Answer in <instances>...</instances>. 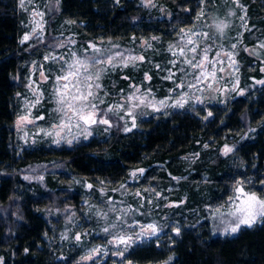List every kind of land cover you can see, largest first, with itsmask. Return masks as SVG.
I'll return each mask as SVG.
<instances>
[{"label": "trees", "instance_id": "1", "mask_svg": "<svg viewBox=\"0 0 264 264\" xmlns=\"http://www.w3.org/2000/svg\"><path fill=\"white\" fill-rule=\"evenodd\" d=\"M223 2L45 0L43 38L21 43L28 9L20 0H0V264H78L89 247L107 242L87 227L93 224L90 212L122 193L130 199L141 196L147 208L151 190L162 192L148 216L161 219L170 213L179 234L165 246L133 243L123 252L124 262L158 264L173 255L172 264H264V219L221 236L220 226L209 218V209L223 204L237 181L247 190L264 186V84L257 83L264 72L261 62L246 53L247 47L264 42V0H238L247 22L236 49L240 83L223 104L198 111H149L135 117V127L107 114L111 127L100 125L94 136L57 147L24 143L16 126L27 73L47 51L56 50L59 26L70 24L77 46L87 51L95 45L140 55L145 62L162 60L161 65L145 63L147 68L137 73L129 70L126 78L116 71L101 83L114 93L133 81L165 97L169 47L183 29L201 22L202 7ZM145 73L150 80L144 81ZM48 106L44 102L41 110L46 118ZM225 146L233 149L228 155L223 154ZM190 156L196 159L188 164ZM139 169L145 170L143 175ZM171 202L177 205H167ZM148 216L140 221L152 220ZM71 220L85 221V229L77 224L63 239Z\"/></svg>", "mask_w": 264, "mask_h": 264}, {"label": "rangeland", "instance_id": "2", "mask_svg": "<svg viewBox=\"0 0 264 264\" xmlns=\"http://www.w3.org/2000/svg\"><path fill=\"white\" fill-rule=\"evenodd\" d=\"M224 2L218 4L217 6L209 9H205L202 7L198 14V19L201 22L195 24V26L183 29L178 36V40L174 42L171 46H175L174 50L179 52V46L182 45V36L184 32H188L191 30L192 33H206L207 36L204 35H197L193 38L195 40L201 41V48L208 47L210 51L207 53L209 59H214L218 52H233L234 59L236 61V65L234 67H229L230 61H228L226 56L221 55L220 60L222 63L217 64V69L224 68V72L217 71V80L215 81H205L204 83H200L198 88L201 90H197L196 88H192L191 85L196 83L193 76H186V72H190L191 69L188 68L182 61L186 58L184 56H173L172 51H170V58L165 59V63L167 65L166 69V76L169 75L170 72L175 73V76L172 80L166 79L170 84L167 89V96H161L157 93V90H153L152 88H143L141 85L134 84L131 81L127 89L120 88L114 93H110L105 86L102 85V81L106 76L111 74H115L116 71L124 75L126 77L128 71L131 70L132 72H138V70L146 69L145 63H153L155 65H161V62L158 61H143V62H135L129 63L127 67H124L123 64L117 62L116 67L112 66H105L100 65L99 67L104 68V72L101 75V78L97 83L100 84V89L96 90L97 95L100 99L104 101V103L99 104V108L104 110L105 112L109 107L114 109L113 112L108 113V115L112 116H119L125 122L132 123L133 117L128 116L126 113L128 110H132L134 104H138V101H128V97L131 96L134 92L137 96H147L148 101H151L156 107H160V111L163 110H175V109H185L189 111L193 110H206L213 104L221 105L223 104L235 91L240 83L239 75V61L237 56L236 49L238 45L242 41V32L244 27L246 26L245 22V10L237 6V3H234L233 0H223ZM23 8L26 10L28 9L27 18L28 25H27V32L26 34H31L32 29L35 27L33 24L34 19H40V17H34V12H41L43 13V19L41 23L43 24L42 30H37L35 35H32L31 39L33 38L42 39L43 34L45 32V15L47 13V7L45 5V0H24ZM49 12V9H48ZM234 13V15H230L229 13ZM243 16L244 20H241L240 17ZM220 23H224L227 25L224 29V33L221 34L217 31L216 26ZM58 30V39L59 44L56 47L55 51H47L44 54L42 60L38 61L37 63H33L31 65L30 70L27 73V94L23 97L21 109L19 115L24 114L28 111L25 108V105L28 104L31 107L32 104L35 103L37 96L40 97V102L35 104V107H31V118L35 121L34 124L25 125L23 130H18L17 132L19 136L22 138L23 142L26 144L34 143V142H44L46 144L52 146H60V144H67L70 145L71 143L79 142L81 140H85V136L87 133L82 132L80 129L73 128L71 133L65 132L61 137H56L54 134L52 136H46L45 132H55L53 128L54 124L59 123V117L57 113L54 111L56 108L55 104V97H54V88H55V81L56 76L60 74L61 66H67L68 63H71L74 59L80 58L84 59L86 57L95 55L92 51H87L84 48L78 47L75 41V33L70 27V24L61 25L57 28ZM24 35V36H25ZM235 44L236 48H232V45ZM264 44V42L257 41L253 47H247L246 53L247 55L259 60L261 62L260 69L264 72V47H259V45ZM190 47V46H189ZM170 48V47H169ZM105 49L106 54H110L113 52H107ZM87 54L86 56L84 54ZM115 53V52H114ZM125 56H135L132 53L128 52L124 54ZM202 53L198 50L197 59ZM140 56V55H138ZM191 58V53H188V57ZM176 60L177 63L175 66L171 63V61ZM211 67V66H209ZM181 69H184L181 71ZM92 71H96V69H92ZM47 76V81L44 80V76ZM147 73L144 74V81ZM213 84V90H209L207 88V83ZM146 83V82H145ZM177 84H183V87H176ZM139 88V92H136V89ZM32 89H35V93ZM150 93V94H149ZM181 96L184 99V106L183 107H170V106H161L160 101L165 100L168 105H172L179 100ZM44 102L48 103V108L46 109L47 118L44 112L41 110L45 109ZM116 105H121L122 107L119 110H116ZM160 112L154 111L151 106L146 105H139L135 107L133 111L134 117H140V115L145 114L146 112ZM43 116L44 119L41 120L39 117ZM108 118V117H107ZM102 126L103 124H96L93 125L89 131L90 135H87V138L94 136V132L98 129V126ZM107 126V125H103ZM26 133V135H25ZM59 139L60 143H56L55 141ZM69 141H71L69 143ZM196 158L194 156H190L189 158L185 159L186 163H192ZM86 188V187H85ZM246 191H256L258 194H264V186L261 184L259 189L257 190H247ZM160 190H151L148 192L147 196L145 197V201L147 203V208L142 200V197H137L130 199L124 193L121 194L120 199H116L113 202L109 201L106 205L98 208V210L93 209L90 212L89 219L93 220V224L91 226L87 225L89 230H92V233L95 235L101 234L102 237L105 236L107 242L106 243H99L92 247H89L81 257L89 254V252L94 248H99L101 251L93 258V260L83 261L81 258L79 259L78 264H102L107 259H113L114 264H131L123 261V255H118L117 253L121 251L124 246L121 245L120 248L114 247L112 244H109V241L113 239L114 235L122 234V235H134V232H139V225L143 224H155L157 226L158 232L156 236L151 237L150 239H143L137 238L134 236V239L138 243L146 244L147 242H153L158 245H164L165 243L169 244L173 241L174 237L177 236L176 230H180L179 224L175 223L174 220L170 219V213L161 215V219L152 218L150 213L147 211L151 208L152 211L156 210L158 206L157 199L161 195ZM159 193V195H157ZM233 196V191L231 195L223 202V204L215 205L213 209H209V218L211 222H214L213 226L219 225L221 236L233 235L235 233L226 232V228H230L236 223V220L229 214L230 211L234 210L232 201L229 199ZM164 199V198H163ZM169 206H176V203H168ZM219 209V212H216V209ZM127 211V214H125ZM144 212V213H143ZM99 213V214H98ZM148 216L150 219L149 221H145L142 223L140 218H145ZM156 216V215H153ZM117 217H120L118 220ZM215 217V218H213ZM88 219V220H89ZM262 222V219L259 220L256 224ZM80 225L81 227L85 226V221L83 222H76V221H69L65 225V231L63 234V239L68 238L70 236L71 231L74 229L75 225ZM117 225V227L113 228V225ZM129 225H136L135 228L129 227ZM91 227V228H90ZM247 227V226H241ZM108 228L109 232H105L104 229ZM85 229V227H84ZM87 233V230H86ZM78 234L75 235V237ZM135 242V243H136ZM165 246V245H164ZM175 258L173 255L167 258L166 261L159 262L158 264H172Z\"/></svg>", "mask_w": 264, "mask_h": 264}, {"label": "snow or ice", "instance_id": "3", "mask_svg": "<svg viewBox=\"0 0 264 264\" xmlns=\"http://www.w3.org/2000/svg\"><path fill=\"white\" fill-rule=\"evenodd\" d=\"M234 3L239 5L238 0H233ZM21 6L24 4V0H20ZM148 3H151V0H148ZM148 3L145 6H148ZM234 15V13H229ZM34 17H40V19H34L32 22L35 27L32 29L31 34H26L21 43L27 42L31 39L32 35H35L37 30L43 29V24L41 20L43 19V13L34 12ZM241 20H244V17H240ZM227 27L224 23H220L216 26L217 31L221 34L224 33V29ZM183 31V30H182ZM197 35L207 36L206 33H192L191 30L184 32L182 36V45L179 46V52L174 50L175 46H170V51H172L173 56H184L186 57L182 63L185 64L188 68L191 69L190 72H186V76H193L196 83L191 85L192 88L201 90L198 88L200 83L205 81H215L217 80V71L224 72V68L217 69V64L222 63L220 56H226L228 61H230L229 67H234L236 61L234 59L233 52H218L214 59H209L207 53L210 51V48L203 47L201 48V41L195 40L193 37ZM153 39H156L153 37ZM147 44V42H145ZM149 47L151 45H148ZM190 46V47H189ZM92 48V51L95 55L86 57L84 59H74L71 63H68L65 67L61 66L60 74L56 76L55 88H54V97L56 108L54 111L59 117V123L54 124L53 128L55 132H45L46 136H52L53 134L56 137H61L65 132L71 133L73 128L80 129L82 132L90 135L89 129L96 124L108 125L111 127L109 118L107 114L114 111L112 107H109L107 111L101 110L99 104L104 103L97 95L98 89H100V84L97 83L101 78L104 68L99 67L100 65L116 67L117 62L123 64L124 67H127L129 63H135L136 61L143 62L142 56H125L123 53H110L106 54L104 50L97 48L95 45H89ZM259 47H264V44L259 45ZM232 48H236V45L233 44ZM198 50L202 53L197 59ZM188 53H191V58L188 57ZM175 66L177 63L176 60L171 61ZM211 66V67H209ZM96 69V71H92ZM184 69H181L183 71ZM44 76L43 73H41ZM175 76V73L170 72L166 79L172 80ZM126 78V77H125ZM48 77L44 76V80L47 81ZM146 80H150L151 77L146 74ZM257 83L264 84V80L258 81ZM176 87H183V84H177ZM207 88L213 90V84L207 83ZM35 93V89H32ZM136 92H139V88L136 89ZM150 94V93H149ZM243 94L242 92L240 93ZM138 101V104H134L132 110L127 111V115L133 117L132 127H135V117L133 116V111L135 107L139 105L151 106L154 111H160V107H156L151 101H148L147 96H137L134 92L131 96L128 97V101ZM40 102V97L37 96V99L31 107H35V104ZM161 106H170V107H183L184 99L181 96L179 100L172 105H168L165 100H161ZM31 107L28 104L25 105V108L28 109L27 112L18 116L16 120V126L18 130H23L25 125L34 124L35 121L31 118ZM122 106L116 105V110H119ZM211 113H209V116ZM39 119L43 120L44 117L41 116ZM127 131H131V128H127ZM26 135V133H25ZM85 136V139L87 138ZM56 143H60V140L57 139ZM71 141H69L70 143ZM233 151L232 148L225 146L223 148V154L228 155ZM144 169H139V174L143 175ZM133 178L136 177L137 173H131ZM87 187L91 189L93 186L88 184ZM123 187V186H122ZM136 195H140L136 193ZM159 195V193L157 194ZM232 201L234 210L230 211V215L236 220V223L230 228H226L225 231L229 233H236L241 226H247L251 228L259 220L264 219V194H258L256 191H246L244 183L242 181H237L234 185L233 196L229 198ZM219 212L217 208L215 210ZM99 214V213H98ZM127 214V211H125ZM215 218V217H213ZM119 220L120 217H117ZM117 225H113V228ZM131 228H135L136 225H129ZM139 232H134V235H122L117 234L113 236V239L109 241V244H112L116 248H120L121 245L124 248L119 251L118 255H123V252L126 251L133 243L136 242L134 236L137 238L150 239L153 236L157 235L158 229L155 224H143L139 225ZM104 231L109 232L108 228H105ZM176 234H179V229L176 230ZM81 237L76 236V240L80 241ZM101 251L99 248L92 249L89 254L81 257V260L88 261L93 260V258Z\"/></svg>", "mask_w": 264, "mask_h": 264}]
</instances>
